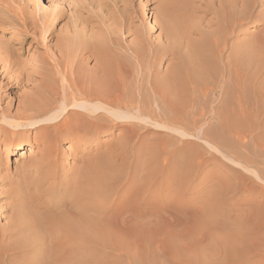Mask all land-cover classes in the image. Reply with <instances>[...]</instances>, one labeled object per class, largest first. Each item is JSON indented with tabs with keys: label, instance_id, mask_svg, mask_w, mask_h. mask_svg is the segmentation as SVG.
Masks as SVG:
<instances>
[{
	"label": "bare ground",
	"instance_id": "1",
	"mask_svg": "<svg viewBox=\"0 0 264 264\" xmlns=\"http://www.w3.org/2000/svg\"><path fill=\"white\" fill-rule=\"evenodd\" d=\"M25 1L0 0V27L12 32L11 42L0 40V182L8 185L0 195L11 200L5 210L10 213L5 217L8 223L0 226V264H81L82 255L89 254L91 260L89 249L98 241L137 238L139 220L148 209L189 210L188 202L181 207L146 205L143 185L136 181L113 207L109 197L112 174H117L110 162L114 151L120 149L123 158L133 156L135 177L142 183L148 175L141 171L148 168L152 176L159 166L173 174L181 167L180 178H188L195 159L197 169L207 163L201 158L205 146L224 158V146L229 151L237 143L248 145L254 128L248 111H257V100L264 98V79L258 83L251 73L253 64L264 66V29L250 42L228 41L241 24L257 23L264 14L254 15L252 10L264 0H209L210 5L217 3L215 20L208 24L215 27L212 30L189 20V0H52L45 7L39 0ZM146 4L155 5L149 23ZM64 19L56 31V23ZM157 31L152 39L150 33ZM192 34L201 38L194 40ZM29 37L42 46L54 41L30 64L21 59L20 51ZM226 50L229 54L224 56ZM162 58L168 61L165 69L160 68ZM13 88L20 92L10 98ZM209 118L215 125L203 131L201 122ZM114 127L121 136L118 149L106 144L102 153L82 161L71 177L58 176L62 142L92 144V138L109 136ZM142 128L164 133V141L159 139L163 147L150 142L142 148L145 138L136 132ZM193 140L200 144L197 151L191 147ZM173 144L181 147L166 149ZM256 145L264 152L260 141ZM33 148L36 155L12 173L17 181L2 174L3 153L24 154L28 149L32 154ZM209 160L221 163L214 155ZM245 170L259 180L260 171ZM229 175L237 173L231 170ZM237 180L234 188L221 182V197L239 186H244L243 192H258L240 173ZM221 197L211 198L214 202L192 219L196 228L207 220V227L224 231L212 242L206 241V230L198 237L191 235L190 246L198 250L196 263L264 264V223H259L264 209L254 218L232 216L235 210L224 215ZM36 247L41 254L33 262ZM50 248L56 252L51 254Z\"/></svg>",
	"mask_w": 264,
	"mask_h": 264
},
{
	"label": "rangeland",
	"instance_id": "2",
	"mask_svg": "<svg viewBox=\"0 0 264 264\" xmlns=\"http://www.w3.org/2000/svg\"><path fill=\"white\" fill-rule=\"evenodd\" d=\"M39 1L44 7L48 6L52 2V0H39ZM75 1L83 2L85 0H75ZM189 1H190L188 8L189 14L186 15L189 18V20L195 26H198L200 29L203 30L215 29L213 25H208V24L214 22L215 20V12H216L215 10L217 9V3L210 5L209 0H189ZM25 2L31 3L33 2V0H26ZM137 3H139V1H137ZM141 4L143 5L144 1H142ZM145 6L146 8H144V13L147 17L146 22L149 23L152 20L148 18V16L149 14L152 13L151 9H153L155 5L146 4L144 5V7ZM1 9L2 6L0 5V10ZM260 11L263 12L264 14L263 4L256 6L252 10L254 15L259 13ZM65 21L66 19L56 23L55 25L56 31H58L62 27ZM255 21H257V23L253 26L249 24V22L241 24V26L239 27V32L236 33L234 37H231L228 43L230 44L233 41L250 42L251 40H253L254 37L258 34V32H261L264 29L263 28L264 15H261V17ZM262 33L263 32H261L260 34ZM156 34H158V31L155 33L151 32L150 33L151 38L153 39L154 37H156ZM190 37L194 40H199L201 38L199 34H192L190 35ZM11 39H12V32L0 27V40L4 42H11ZM33 41L34 40L29 37L28 39H26V41H24V43L23 42L21 43L22 49H20V51L23 53L21 59L25 60L29 64L34 63L35 60H37L40 57V55H43V53L47 48L53 46L54 44V41L53 42L50 41L45 45L43 44L42 46L41 44H38L37 42L35 41L33 42ZM228 54L229 51L226 50L224 52V56H227ZM255 54L256 53H254V55ZM257 57L260 58V56ZM163 59L164 58H162L161 60L160 68L165 69V66L168 61ZM92 64L93 62L88 61L87 67H91ZM252 66H253L251 72L252 76L254 77V80H257L258 83H260V81L264 79V66H259L256 64H253ZM257 85L259 84H256V87ZM19 92L20 90L18 88H13L9 94L10 98L15 97V95H17ZM257 101L259 103L258 104L259 109L257 111L256 110L254 111L249 110L250 112L248 111L249 119L251 118L250 121L251 122L253 121L252 123L254 125L253 126L254 128L251 131L252 133H250V137L248 136L246 139V144L248 145L244 146L237 143L235 145V148L236 149L238 148V150L236 149L233 150L234 147L233 146L232 147L233 151L225 150V146H224L222 153L224 155V158L222 156H219V154L208 149L205 146L204 147L205 150L202 151L203 156L201 154V158L203 160L208 159V161H210L209 159L212 158V155H214L221 160V163H219L218 166L215 162L213 163L207 161L205 165L203 164L201 169H197L196 168L197 159H195L193 162L194 169L191 172L192 174H190V176L185 179L180 178V176H182L183 173L182 171H180V169H182L181 167L175 168L176 170L174 169L175 170L174 174L173 171H171L172 173L169 172L170 173L169 174L168 170H166L165 168L161 169L159 166L156 173H154L152 176L150 175L151 177L148 174L149 169L147 168L146 171L145 169H143L141 171L142 174L148 176H146V178H144L141 183V180L136 178L138 172L137 175L134 172V166L136 165V160L133 159V156L129 154L128 157L123 158L120 157L121 155H119V153L121 152L120 149H118V147L121 146L120 145L121 141L119 140L121 136H120L119 128L117 127L113 128L112 130L113 133L110 134L109 136H100L96 138V140L92 138L91 140L93 141L91 142L92 144L71 145L69 142H62V144L59 146L60 156H59L58 166L61 170H59L58 176L65 174L67 175V178L71 177L73 172L80 166V163L82 161L91 159L94 154L102 153L104 151V147H103L104 145L107 144L112 149L114 148L118 149L114 151L113 156L110 157V162L112 160V165L115 166L117 171V174L116 172H113L112 174V177L115 176L113 178L115 179L114 183L112 180L114 189L109 197V202L112 204L113 207L120 205L119 204L120 201L122 200L124 195L128 193L127 192L128 188L131 186V184L133 185L134 181H136L135 183L138 182L141 187L143 185L142 187L144 189L143 200L146 205L158 204L159 207L160 205L161 207L162 206L167 207L170 205L181 207L184 206L186 202H188L187 206H189V210H187L185 213L171 212V211L167 212L166 210L162 211L161 209L157 210V212L155 211L156 212L155 213V212H151V210L148 209L146 214H144V216H142L141 219L139 220L142 224V229H141V233L138 234V237L136 236L137 238H133V237L126 238L125 236H121V237L115 236L114 238L113 236L110 239H106V241L104 240H102V242L98 241V243L94 247H92V249H89L90 253H92L90 254L92 255V258H90L91 260H89V254H86L89 252H86L85 253L86 257L82 255L84 260L83 262H81V264H87V263L88 264H197L196 262L198 260V254L196 251L198 250L195 248H191L189 243L191 239L194 237V235L195 237H198L201 230L202 232L206 230L204 232L205 239L206 241L210 240L212 242L215 239H217L219 236H221V234L223 236L224 231L219 230L217 226L214 227L212 225L211 226L208 225L207 227V223H206L207 220L206 222L204 221V223H201L200 224L201 226L199 225V227L197 226L196 228V225L194 224V221L192 219H194L193 217L195 214L204 213L207 204L214 202V200H212L213 198H216V196H218V198L221 197L222 194H220L219 186L222 184L221 182L223 180L225 182L223 183V186L225 187L233 186L234 188L238 182L237 179L239 173L240 175L245 176L247 178V186L249 187L254 186L259 190H257L258 192H251V193L243 192L241 190H243L242 187L244 186L242 187L239 186L237 189L229 192L227 190V193L223 194V196L221 197L222 198L221 206L224 215L231 213L232 216H235L241 213L240 215L243 216L246 215V217L251 216L250 218L259 216V214L261 216V213L259 212H262V210L264 209V183H262L264 182V175L262 176V172L264 174V152H262V150H260L257 147L256 141H260V143L264 145L262 141L264 140L263 139L264 138V112H263L264 98H260ZM260 108H262V110H260ZM130 125L133 126V124ZM201 125H203L202 126L203 131H206V129L208 131L215 125V120L211 118L207 120L205 119L204 121L201 122ZM153 129L154 128H151L150 130L149 128H142L138 131L136 130L138 134L142 135L145 138V140L142 143V148L145 147L148 148L149 146L152 145L151 144L152 142H153V146L155 142L160 143V146L157 145L159 143H156L157 149L159 148L161 149L163 147L164 142L161 143L160 140L162 139L161 141H164V139L162 138L164 133L162 134L161 132H155L153 131ZM191 133L195 134L196 130H192ZM135 141L136 139H134V142ZM190 143H191V147L195 149V151L199 150L198 148H196L197 145H200L198 141L193 140ZM178 145L181 147V144H175V146L173 144V146L166 147V149L168 148L167 150H170L172 149L171 147H176V146H177L176 148H180ZM28 149L24 150V154H22L20 151L15 154H10V153L2 154V163H1L2 174L3 175L7 174V176L10 177L11 181H17V177L12 174L14 172L15 167L20 166L23 163L27 162L28 157L36 155V150L34 148L33 150H31L32 152H30L32 154H29ZM136 149L137 146H135L134 150L136 151ZM20 154H22L23 157H21ZM146 157L147 155L146 156L143 155L141 160H145ZM162 158L163 157L160 156V159ZM227 158L228 160L230 159L231 161L239 164L241 168L240 166H234L233 164L228 163V161H226ZM158 164L160 165L159 161ZM245 169L254 172L260 171L261 174L260 175L258 174L259 180L256 179L250 173H248ZM231 170L237 173V175H233L234 178L233 176L229 175ZM67 178L66 180H68ZM6 190H8V185L5 184L3 181H1L0 193ZM218 192L220 195L218 194ZM44 196L46 197V195ZM56 201L57 200H54L53 202ZM10 203H11L10 199L0 195V226L1 227H4L8 223V219L5 217H9L10 213H5V210L7 209L8 205H10ZM34 204L32 206L37 205ZM251 208L254 209V212H252L253 210L250 211ZM230 210H235V211L229 213ZM263 220L264 218L259 219V223H261V225L262 223H264ZM255 221H257V219ZM182 234H184V236H181ZM186 234L189 235L190 237L189 236L187 237ZM216 234L218 235L215 236ZM191 235H193L192 238ZM38 249H39L38 247L35 248V252L37 253L31 258L33 262L37 261L40 257L41 250ZM50 249H51L50 252L51 254L56 252L54 248H50ZM50 249H47V252L50 251ZM88 261H90L91 263ZM69 263H71V261Z\"/></svg>",
	"mask_w": 264,
	"mask_h": 264
}]
</instances>
